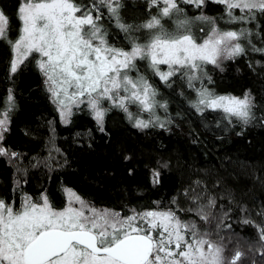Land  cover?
<instances>
[{"label":"snow or ice","instance_id":"1","mask_svg":"<svg viewBox=\"0 0 264 264\" xmlns=\"http://www.w3.org/2000/svg\"><path fill=\"white\" fill-rule=\"evenodd\" d=\"M146 3L148 17L139 21L124 16L129 7L125 0H17L12 13L0 3V40L10 47L8 70L14 77L34 68L62 123L70 124L74 111L87 109L98 129L109 137L106 115L114 108L122 110L141 129L168 128L174 123L167 112L168 101L157 99L160 90L140 71L138 60L147 61V66L169 87L177 77L182 84L186 82L187 88L195 92L193 98H187L195 111L203 114L206 109L222 110V119L216 123L225 131L233 121L247 128L264 120V112L257 116L258 104L251 88L235 95L218 93L208 86L214 83L209 65L224 71L225 61L246 55L249 50L264 54V0H212L223 5L217 15L204 10L208 0ZM182 4L196 9V15L190 16ZM105 15L124 34L129 46L110 38L114 33L103 22ZM13 17L19 22L15 36L11 35ZM166 19L172 22L171 28L165 24ZM218 21L228 26L221 27ZM198 23L208 26L199 29V36ZM248 64L257 72L256 66H264V60H249ZM257 75L264 77V72ZM6 92L0 108V156L8 157V163L15 166L12 191L21 195L18 204L15 197L0 196V264H240L243 253L237 249L226 255L228 240L221 234L224 229L231 232L232 225L226 221L236 208L242 213L239 222L257 228L258 243L264 251V201L255 207L254 187L238 197L220 169L215 170L209 184L212 177L208 169L190 167L189 182L182 183L167 204L156 200L152 207L97 205L64 184L63 206L54 204L46 188L35 197L23 191L28 181L22 177H27L29 167L43 164L51 172L66 166L68 160L65 154L63 164L53 163L60 159L59 155L53 156V149L56 153L62 149L55 144L53 121H48V156L43 160L37 157L36 164L22 166L23 154L5 143L12 115L18 108L14 88L8 87ZM180 95H185L183 88ZM131 104L137 106V112L131 110ZM158 107L165 109L164 116H160ZM25 132L33 134L27 128ZM88 135L91 137V129ZM124 159L130 161L131 153ZM220 163L227 175H235L228 171L227 157ZM157 165L151 170L153 184L160 182V169L170 168L172 162L161 159ZM176 166L180 167L179 160ZM241 167L251 168L245 174L252 176L254 186L259 184L264 191V172L260 171L264 164L245 161ZM133 171L128 169L130 174ZM217 188L221 190L215 191ZM222 197H227L232 206L219 203ZM253 214L260 220L253 219Z\"/></svg>","mask_w":264,"mask_h":264},{"label":"trees","instance_id":"2","mask_svg":"<svg viewBox=\"0 0 264 264\" xmlns=\"http://www.w3.org/2000/svg\"><path fill=\"white\" fill-rule=\"evenodd\" d=\"M0 3L12 13L17 0H0ZM125 3L129 5L124 11V16L128 20L139 21L148 17L146 0H125ZM181 7L186 8L190 16L196 15V9L192 6L182 4ZM156 10L155 7L152 9L153 12ZM204 10L209 15H217L223 11V5L208 0ZM102 19L114 33L110 38L123 46H129L124 41V34L119 32L115 24L110 22L106 15ZM164 22L170 28L173 26L170 20L166 19ZM218 22L221 27L228 26L222 21ZM18 23L13 17L12 36L16 35L15 29ZM207 27L198 23L196 34L199 36L201 34L199 29ZM256 43L259 44L260 41L257 39ZM9 56L10 47L0 40V108L3 107L8 87L14 88L18 103V108L12 115L11 130L6 133L5 143L23 154L22 166L26 167L29 163L36 164L37 157L43 160L49 154L51 145L48 138L51 132L48 121H53L55 144L62 149L60 153H56L53 149V156L60 157L53 163L63 164L65 154L68 160L66 166L53 169L51 172L43 164L36 168L29 167L27 177H22L28 181L22 186L23 191L35 197L46 188L54 204L63 206L65 195L61 192V185L64 184L75 188L85 198L95 201L97 205L121 208L126 204H142L145 207H152V201L156 200L167 204L182 183L186 185L189 182L188 169L191 167L208 169L212 177L209 184L215 178V170L220 169V174L225 176L227 185L236 190L238 197L242 191L254 187L257 197L254 202L255 207L258 208L260 202L264 201V191L259 184L254 186L252 176L245 174L251 172V168L241 167L245 161L258 166L264 164V120L253 122L247 128H242L233 121L229 130L225 131L216 123L222 119V111L206 109L203 114L195 111L187 102V98H193L195 92L187 88L186 82L182 84L177 77L169 87L147 66V61L138 60L140 71L144 72L160 90L157 99L161 102L168 101L167 112L174 123H170L168 128L153 126L141 129L136 127L134 122H130L122 110L114 108L106 115L105 126L107 132L111 133L109 137L107 133L98 129L95 118L87 109L74 111L70 124L62 123L39 72L33 68L13 77L8 70ZM257 59L264 60V54L252 53L249 50L246 55L225 61L224 71L209 65L208 70L213 76L214 83L208 86L215 88L218 93L235 95H242L246 89L251 88L258 104L256 113L259 117V114L264 112V77L257 75V72H264V66L257 65V72H253L248 64L249 60ZM132 74L136 75L135 71ZM9 78L14 82H10ZM181 88L184 89V96L180 95ZM130 108L134 113L138 111L135 104H131ZM157 111L160 116L166 114L163 107H158ZM178 112L180 115H176ZM26 128L33 134H27ZM89 129H91V137L88 135ZM78 132L83 135L77 137ZM129 153L132 155L130 161L124 159ZM223 157L229 159L228 171L234 172L235 175L225 173L220 163ZM161 159L170 160L172 166L161 168L160 182L153 184L151 170L158 166L157 161ZM177 160L180 161V167L176 166ZM129 168L134 169L131 174L128 172ZM15 171V166L8 163V157L0 156V196L9 199L15 197L18 204L21 193L12 191ZM260 171L264 172V168ZM196 174L203 175L202 172ZM192 179H195V175ZM220 190V188L215 189V191ZM244 199L248 200V196ZM219 203L232 206L227 197L220 198ZM249 206H253L250 200ZM230 216L231 219L226 222L232 225L231 232L224 229L221 233L228 240L230 249L233 251L241 249L254 256V264H264V251L259 252L260 237L255 225L239 222L238 218L242 213L238 208L234 209ZM253 219L259 221L260 217L253 214ZM255 252L256 255H253ZM240 264L253 263L243 259Z\"/></svg>","mask_w":264,"mask_h":264},{"label":"rangeland","instance_id":"3","mask_svg":"<svg viewBox=\"0 0 264 264\" xmlns=\"http://www.w3.org/2000/svg\"><path fill=\"white\" fill-rule=\"evenodd\" d=\"M161 68L163 69V70H166L167 69V66L166 65H164V64H162L161 65ZM156 75H158V74H156ZM159 76V75H158ZM107 105V103L105 104V106ZM209 110H212V109H209ZM220 111H222V110H220ZM65 199H66V197H65ZM231 250V251H230ZM235 250H237V249H235ZM234 250V251H235ZM238 250H240L241 251V249H238ZM260 250V249H259ZM234 251L232 250V249H230V246H228L227 247V250H226V255H231V254H233L234 253ZM242 253H243V255H242V257H241V261L244 259H248L249 260V263H250V261H251V263H253L254 264V256H252V255H249L247 252H243V251H241ZM259 252H262L261 250L259 251ZM258 251H257V254L259 253ZM253 255H256V252H255V254H253ZM241 261H240V263H241Z\"/></svg>","mask_w":264,"mask_h":264}]
</instances>
